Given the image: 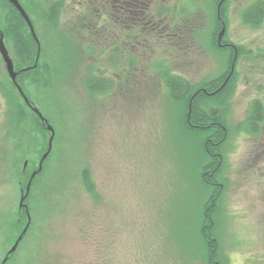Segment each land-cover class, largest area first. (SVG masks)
Returning <instances> with one entry per match:
<instances>
[{
	"label": "rangeland",
	"instance_id": "1",
	"mask_svg": "<svg viewBox=\"0 0 264 264\" xmlns=\"http://www.w3.org/2000/svg\"><path fill=\"white\" fill-rule=\"evenodd\" d=\"M196 1L190 22L199 27L197 34L178 46L153 42L137 27L118 28L94 6L93 18V12L78 8L84 0H68L58 26L25 9L34 33L19 11L36 41V64L43 61L47 68L39 67L38 75L48 76L42 86L33 84L36 74L23 82L34 105L20 124V118L6 119L10 104L3 91L12 92L18 107L19 94L24 100L27 95L18 82L17 47L6 39L0 20V36L17 72L14 82L0 54V264L7 256L5 264H204L201 217L217 189L222 195L210 221L223 261L264 264V120L255 134L238 131L254 100L264 102V23L244 26L241 11L253 0H229L226 36L243 53L235 92L225 103L212 102L215 112L226 109L229 133L221 148L222 170L212 176L218 187L205 190L202 138L178 135L172 125L176 106L156 66L166 57L169 70L195 85L225 70L227 52L217 54L204 43L215 12L207 14L203 0H153L150 7L164 3L172 13L176 8L184 13ZM169 18L172 29L181 27L182 18ZM168 21L156 35L171 30ZM93 64L112 82L101 95L87 88ZM34 108L42 114L43 130ZM85 168L93 175L94 195L82 182ZM31 179L26 207L19 210ZM28 223L17 250L8 255Z\"/></svg>",
	"mask_w": 264,
	"mask_h": 264
},
{
	"label": "trees",
	"instance_id": "2",
	"mask_svg": "<svg viewBox=\"0 0 264 264\" xmlns=\"http://www.w3.org/2000/svg\"><path fill=\"white\" fill-rule=\"evenodd\" d=\"M95 1L99 4H96L97 2ZM152 1L153 0H84V3H80L81 6L79 5L78 8L80 7L83 12H93L90 13L93 18H95L94 7L100 9V11L103 10L109 14V17H106V19H108L110 24L114 26L116 25V27H118L119 24L127 27H134L135 30L137 27L140 29V34L147 37V39L149 36L153 42H158L159 44H164L165 42L173 44V46L185 43L189 44V41L196 36L197 33L195 32L199 28L196 24L190 22L192 11L197 9V1L193 3L194 6L191 11L187 9V5L184 13L178 8L172 13V8L169 6L164 7V3L157 7L155 6L153 11V8L150 7V5L153 6L155 3ZM67 2L68 0H29V4L26 2L23 6L28 13H31L32 15H40L41 18L46 19V22L50 23V25L53 26V23H55L56 26H58L62 11L65 5H67ZM219 3H221V17H219L217 13ZM202 5L204 6V10L215 12L214 23L209 33V41L204 43H206V45L217 54L220 53L219 51L227 52V55L223 58L226 60L224 67L226 69L218 76L204 80L197 85L193 84L187 76L169 70L170 62L166 57L160 56L156 69L161 73V78L162 81H165L166 83V89L170 100L173 105L176 106L172 125L176 129L178 135L182 139H186V137L190 136L189 134H196L202 138L199 151L202 153V156L206 158L205 160L208 161H206V164L202 167L200 176L202 177V186L205 187V190H210L211 188L214 189L218 187L216 182L213 181L214 179L212 176L214 172L216 174L217 171L220 169L222 170L224 155L221 148L223 144H225L229 133V129L223 121L224 116L227 113L226 109L220 112H215L213 103H225L229 96L235 92L238 80L236 67L240 56L243 53V48L242 46L229 41L226 36L229 24L227 17L229 0H203ZM97 6L99 7L97 8ZM155 9H160L159 13H156ZM111 15L114 17L111 18ZM169 15H172L173 22L182 18V25L179 29L174 30L171 28L173 25L171 24V21H168ZM165 17L171 30L165 32L164 35L161 33L156 35L158 30H161L166 25V21H164ZM109 18L113 21L109 20ZM0 20L3 21V27L1 26V30H4L6 39L14 42L17 47L15 64L17 70L20 71L19 76H21V79L19 77L18 82L28 97L27 102L23 99L21 94H19L22 104L19 102L20 106L18 107L15 106L13 103L14 101H12V92L6 89L4 91L2 90L10 104L9 111L6 113V119L9 118V116L15 120L16 118H20L18 120V124H20L23 121L21 120V117L24 112L30 111L34 105L31 96H28L27 94V85L24 86L25 83L23 84V82H25L30 76L36 74L31 80L36 86H42L41 81H46L48 76L47 74L45 76H39L38 70L39 67L44 69L47 68L43 61H41V63L39 61L36 64V41L19 10L13 4L9 3L8 0H0ZM241 21L244 26L253 29L260 28L264 23V0H253L242 9ZM223 22L226 25V31L220 44L218 42V35L223 28ZM151 31L156 32L154 33ZM151 33H153L155 37L152 36ZM167 38H169V41L166 40ZM137 40L138 39H131L135 44H137ZM133 47L134 44L128 48V52L132 54L135 53ZM91 49L92 48H90V51ZM233 64L234 71L232 72ZM117 67L119 68V66ZM26 68H29V70H24ZM103 72L104 71H102L99 64H96V66L93 64L89 70L86 84L87 88L94 94H104L107 89L111 88V80L102 79ZM24 73H26V75H23ZM122 74L125 75V72ZM26 83L32 86L30 81H27ZM13 87L16 86L14 85ZM249 112L246 120L243 121L238 128V131L243 134H255L260 131V124L264 120V102L261 99H255ZM37 116L36 123L39 125L40 130H43L42 126L39 124L41 119L39 115ZM184 150L186 152L188 151L187 149ZM81 179L86 190L94 195L96 192L95 182L89 168L82 170ZM221 195L222 189H217V196H215L214 200L210 199L209 203H207V207L205 206L203 210V220L201 217L200 234L203 237L201 240L203 241L202 246H205L203 250L204 264H225L219 254L217 239L213 237V229H215V225L213 224V220L210 221L212 218L211 216H213L215 211L213 208L216 206V197L220 198Z\"/></svg>",
	"mask_w": 264,
	"mask_h": 264
},
{
	"label": "water",
	"instance_id": "3",
	"mask_svg": "<svg viewBox=\"0 0 264 264\" xmlns=\"http://www.w3.org/2000/svg\"><path fill=\"white\" fill-rule=\"evenodd\" d=\"M9 1L12 4H14L16 6V8L24 15L27 23L29 24L31 30L33 31V26H32L30 17H29V15H27V13H26L25 9L23 8L22 4L20 3V1L19 0H9ZM33 33H34V31H33ZM223 33H224V30L221 32V34L219 36V39H218L219 43H221V39H222ZM0 54L2 55V58H3V60H4L5 64H6V68H7V71L9 73V75L11 76L12 80L14 82H16L15 79H16V76H17V72H15V69H14V61H13L12 57L10 56L8 48L6 47L3 35L0 36ZM25 100L28 102V98L26 96H25ZM34 110L37 112L38 115L42 116V114L39 112V110L37 108H34ZM48 128L51 130L50 126H48ZM51 140L52 139H50V141ZM49 153H50V150H48L47 153L41 159V162L39 164V170L42 169V163H43L44 159L48 156ZM37 172H35L33 174V177L36 175ZM31 183H32V179L30 180V182H29V184L27 186V192L22 191V196L20 198V204H19L20 208H22L23 206L26 207V204L24 203V200L26 199V197L28 195V191H29V189L31 187ZM28 225H29V223L27 224L26 228L23 230L22 234L18 237V239L16 240L15 244L9 250V254L8 255H11L12 253H14L17 250V247H18L20 241L23 239V235L27 232ZM7 260H8V256L6 258H4V260L2 261V264H5L7 262Z\"/></svg>",
	"mask_w": 264,
	"mask_h": 264
},
{
	"label": "flooded vegetation",
	"instance_id": "4",
	"mask_svg": "<svg viewBox=\"0 0 264 264\" xmlns=\"http://www.w3.org/2000/svg\"><path fill=\"white\" fill-rule=\"evenodd\" d=\"M118 28H123L121 24L118 25Z\"/></svg>",
	"mask_w": 264,
	"mask_h": 264
}]
</instances>
